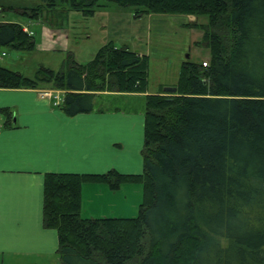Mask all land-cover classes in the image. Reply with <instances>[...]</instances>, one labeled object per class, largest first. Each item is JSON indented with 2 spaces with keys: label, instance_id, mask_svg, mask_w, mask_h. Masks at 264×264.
Wrapping results in <instances>:
<instances>
[{
  "label": "trees",
  "instance_id": "1",
  "mask_svg": "<svg viewBox=\"0 0 264 264\" xmlns=\"http://www.w3.org/2000/svg\"><path fill=\"white\" fill-rule=\"evenodd\" d=\"M113 3L136 18H206L190 26L210 59L182 63L174 96H146L142 173L46 174L44 226L58 232L61 264H264V0H40L22 14L51 22ZM36 46L21 23L0 22V55ZM69 61L66 72L42 67L33 78L0 61V88L62 91L70 117L92 112L99 92L148 91L149 57L127 46L110 41L86 64ZM12 115L0 108L5 127ZM135 183L138 216H81L85 184Z\"/></svg>",
  "mask_w": 264,
  "mask_h": 264
},
{
  "label": "crops",
  "instance_id": "2",
  "mask_svg": "<svg viewBox=\"0 0 264 264\" xmlns=\"http://www.w3.org/2000/svg\"><path fill=\"white\" fill-rule=\"evenodd\" d=\"M25 7L29 6L17 11L15 8L14 11L28 19L21 24L28 25L35 35L30 24L37 21L22 14ZM50 32L55 34L53 39L61 36V33L48 29L44 36L46 39ZM42 91L62 92L50 88H0V108H9L13 112L9 127H5V119L0 117L2 264H46V259L58 257V232L44 226L46 174H103L111 170L122 174L142 173L146 96L160 94L149 92V87L146 93L99 92L95 99L99 97L103 102L111 103L112 97L129 96L131 99H125L126 106L122 109L94 107L90 113L70 117L54 105L52 98L41 95ZM136 99L143 103L136 105ZM132 100L134 106L130 103ZM129 189L122 186L114 191L106 184H85L81 216L104 218L111 217V214L117 217L119 208L121 213H131L121 196ZM97 204L104 206L96 208Z\"/></svg>",
  "mask_w": 264,
  "mask_h": 264
},
{
  "label": "rangeland",
  "instance_id": "3",
  "mask_svg": "<svg viewBox=\"0 0 264 264\" xmlns=\"http://www.w3.org/2000/svg\"><path fill=\"white\" fill-rule=\"evenodd\" d=\"M38 2L40 0H0V9H3L0 12V20L25 23L28 19L16 14L12 8H16L17 11ZM106 11V13L97 12L92 17H84L80 12H70L64 16L60 14L55 16L51 22L41 20L40 23L37 21L30 24L37 40L36 49L21 51L3 47L1 53H5V56H0L1 64L31 78L35 77L36 72L42 67L56 72H66L70 66L69 56L79 64H86L94 58L102 46L112 41L117 47L127 46L140 55L148 56L149 92L171 97L176 92L171 93L165 90L176 87L180 67L184 61L209 62L210 52L203 46V32L190 26L193 23L206 22V18L180 14H150L136 18L134 8H122L114 3ZM48 29L61 33V36L53 39L55 34L50 32L49 38L46 39L44 36ZM49 93L52 95L50 98L54 100V105L56 107L60 105L63 92L49 91ZM125 99H131V97H112L111 103L103 102L96 97L94 107L100 109L107 106V110H113L115 107L116 110L122 109L124 105L126 106ZM130 103L134 106L133 100ZM142 103V100H135L136 105ZM122 186L130 187L127 192H122L121 196L126 207L131 209V213H121L119 208L117 217H136L143 199V188L137 183ZM102 200L104 201L101 199V202ZM108 202L109 200L106 201ZM102 204L107 206L104 202ZM104 205L95 206L102 208ZM107 208L109 212H112L109 206ZM110 216L113 215L110 214ZM144 239L146 244L147 237ZM51 258L44 262L61 264L59 255Z\"/></svg>",
  "mask_w": 264,
  "mask_h": 264
},
{
  "label": "water",
  "instance_id": "4",
  "mask_svg": "<svg viewBox=\"0 0 264 264\" xmlns=\"http://www.w3.org/2000/svg\"><path fill=\"white\" fill-rule=\"evenodd\" d=\"M165 91L175 93L177 91V88L176 87H169V88H166Z\"/></svg>",
  "mask_w": 264,
  "mask_h": 264
},
{
  "label": "built area",
  "instance_id": "5",
  "mask_svg": "<svg viewBox=\"0 0 264 264\" xmlns=\"http://www.w3.org/2000/svg\"><path fill=\"white\" fill-rule=\"evenodd\" d=\"M25 31H27V29H25ZM43 96H46V97H50L52 96L49 92L45 91L42 93Z\"/></svg>",
  "mask_w": 264,
  "mask_h": 264
}]
</instances>
